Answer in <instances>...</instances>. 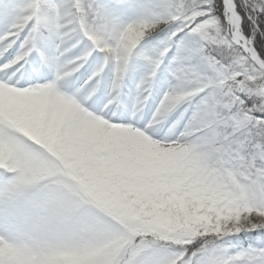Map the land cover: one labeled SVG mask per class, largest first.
<instances>
[{
	"label": "snow or ice",
	"instance_id": "obj_1",
	"mask_svg": "<svg viewBox=\"0 0 264 264\" xmlns=\"http://www.w3.org/2000/svg\"><path fill=\"white\" fill-rule=\"evenodd\" d=\"M0 264H264V0H0Z\"/></svg>",
	"mask_w": 264,
	"mask_h": 264
}]
</instances>
